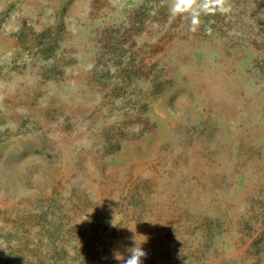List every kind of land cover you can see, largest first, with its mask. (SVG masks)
I'll list each match as a JSON object with an SVG mask.
<instances>
[{"label":"rangeland","instance_id":"obj_1","mask_svg":"<svg viewBox=\"0 0 264 264\" xmlns=\"http://www.w3.org/2000/svg\"><path fill=\"white\" fill-rule=\"evenodd\" d=\"M230 3L0 0V264H264V0Z\"/></svg>","mask_w":264,"mask_h":264},{"label":"clouds","instance_id":"obj_2","mask_svg":"<svg viewBox=\"0 0 264 264\" xmlns=\"http://www.w3.org/2000/svg\"><path fill=\"white\" fill-rule=\"evenodd\" d=\"M164 2L165 0H162V4ZM168 10L173 17L188 19L190 31L195 32L201 25L202 16L228 15L233 9L230 0H168ZM129 251L130 255L126 259L122 258L119 253L115 254V259H123V264H142V258L147 256L138 245Z\"/></svg>","mask_w":264,"mask_h":264}]
</instances>
